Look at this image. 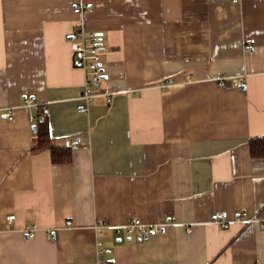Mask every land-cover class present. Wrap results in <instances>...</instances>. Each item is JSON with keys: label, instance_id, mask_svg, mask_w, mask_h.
Masks as SVG:
<instances>
[{"label": "crops", "instance_id": "0c3cea01", "mask_svg": "<svg viewBox=\"0 0 264 264\" xmlns=\"http://www.w3.org/2000/svg\"><path fill=\"white\" fill-rule=\"evenodd\" d=\"M81 21L115 92L87 112ZM41 108L70 161L32 151ZM260 136L264 0H0V264H264ZM173 216L148 237L95 228Z\"/></svg>", "mask_w": 264, "mask_h": 264}, {"label": "built area", "instance_id": "2783aa9c", "mask_svg": "<svg viewBox=\"0 0 264 264\" xmlns=\"http://www.w3.org/2000/svg\"><path fill=\"white\" fill-rule=\"evenodd\" d=\"M87 8L84 5H76L74 7V12L78 14H82L83 10ZM69 42L74 49V61L81 66L85 71V81L82 86V105L79 107L80 112H87L89 107L94 100V98L103 94L107 100H110L115 92L107 87L99 89L98 86L100 82L103 80L104 75L102 72V53L103 46L101 44L99 33L88 32L84 26V23L81 21L76 24L73 30L70 32ZM256 41L254 39H246L244 42L245 50L254 49ZM219 81L222 83L223 78H219ZM135 91V90H134ZM130 91V89L128 90ZM135 93H137L135 91ZM27 103H33L35 101L34 97H29L26 100ZM75 142H72V145ZM8 221H12L15 219V214H10L7 216ZM213 220L219 226L225 227L228 225L230 221V215L226 210H219L214 212ZM176 218L173 216L171 219H165L162 224H150L146 223L140 217H133V219L129 220L123 225H112L108 221H98L95 224V228L97 233L101 234L102 230L106 227H114V232L117 237L122 236V234H127L128 236H133L134 234H138L139 236L155 235L163 231L166 223H175ZM71 224V221L67 222ZM37 230L36 225L27 229V235L30 237L35 236V232ZM102 264V263H101Z\"/></svg>", "mask_w": 264, "mask_h": 264}, {"label": "trees", "instance_id": "16d2710c", "mask_svg": "<svg viewBox=\"0 0 264 264\" xmlns=\"http://www.w3.org/2000/svg\"><path fill=\"white\" fill-rule=\"evenodd\" d=\"M35 122V131L33 135L34 141L32 144V151H41L45 148H50L52 152L53 162H68L72 158V150L69 147H57L52 142V137L49 132V126L46 120V111L41 108V112ZM250 153L251 156L260 157L264 156V136L251 138L250 140Z\"/></svg>", "mask_w": 264, "mask_h": 264}, {"label": "rangeland", "instance_id": "374dc122", "mask_svg": "<svg viewBox=\"0 0 264 264\" xmlns=\"http://www.w3.org/2000/svg\"><path fill=\"white\" fill-rule=\"evenodd\" d=\"M100 220H102V219H100ZM100 220H98V221H100ZM102 221H104V222H105V221H108V220H107V219H105V220H102ZM108 222L110 223V221H108ZM111 224H112V223H111ZM106 228H107V227H106ZM104 229H105V228H104ZM104 229H103V230H104Z\"/></svg>", "mask_w": 264, "mask_h": 264}, {"label": "water", "instance_id": "95a60500", "mask_svg": "<svg viewBox=\"0 0 264 264\" xmlns=\"http://www.w3.org/2000/svg\"><path fill=\"white\" fill-rule=\"evenodd\" d=\"M242 87H243V85H242ZM32 129L35 130V125L32 126Z\"/></svg>", "mask_w": 264, "mask_h": 264}]
</instances>
